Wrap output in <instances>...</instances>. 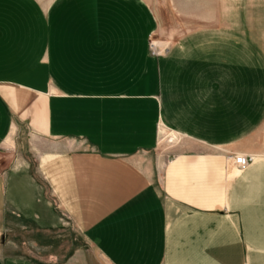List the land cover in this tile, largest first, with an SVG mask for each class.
Wrapping results in <instances>:
<instances>
[{
    "label": "crops",
    "instance_id": "1",
    "mask_svg": "<svg viewBox=\"0 0 264 264\" xmlns=\"http://www.w3.org/2000/svg\"><path fill=\"white\" fill-rule=\"evenodd\" d=\"M164 1L0 0V157L35 158L0 160V264L68 227L95 264H264V50L238 2Z\"/></svg>",
    "mask_w": 264,
    "mask_h": 264
},
{
    "label": "rangeland",
    "instance_id": "2",
    "mask_svg": "<svg viewBox=\"0 0 264 264\" xmlns=\"http://www.w3.org/2000/svg\"><path fill=\"white\" fill-rule=\"evenodd\" d=\"M153 1L155 3L157 0H153ZM158 1L163 2L164 5L162 9H164L165 14H168L166 13L167 5L165 1L164 0H158ZM224 1H227L228 5L230 4V2L240 3L243 8L242 11H243L244 20L246 22L248 21L253 24L254 27L253 34H250L247 31L244 32V37H250L249 35H251L253 38V41H246L245 47H250L247 44L254 42V47H258L255 45V43H259V48L264 50V0H224ZM251 18L253 19L252 21H250ZM244 28H247V26L245 25ZM153 40L155 39L153 38ZM262 63H264V57L260 58V64ZM159 138L160 141H163L165 144L169 146L171 145L172 136H168L162 133L160 134ZM17 141H18L17 145H15L12 152H10L7 155L4 154L3 157H0V160L4 162L26 161L30 164V171L35 176L33 172L35 169V158L32 157L29 152V148L27 145V138L21 137ZM46 196L48 197L47 194ZM62 236L66 238L65 233H63ZM43 237L44 238L41 239L42 241L39 242L40 243L39 245L49 246L50 247L49 249L40 250L41 253L37 254L36 250L22 247L19 253L29 258H33V259L35 258V260L41 264H60V260L63 261L62 255H64L66 252L70 254L72 251H75L76 245L78 247L84 245L82 251L84 253L86 264H95V260L91 248L87 244L81 243L80 238H77L75 233L71 232V229L69 227L67 231V239H66L67 241H65L64 243L63 242L61 243L60 240L61 234L58 229L51 231L50 234L49 233L45 234V236ZM66 243H67V249L66 248H64V250L60 249L61 244L64 246L66 245ZM20 245L24 246L25 244L21 242Z\"/></svg>",
    "mask_w": 264,
    "mask_h": 264
},
{
    "label": "built area",
    "instance_id": "3",
    "mask_svg": "<svg viewBox=\"0 0 264 264\" xmlns=\"http://www.w3.org/2000/svg\"><path fill=\"white\" fill-rule=\"evenodd\" d=\"M156 42L155 40L151 39L149 40V50L152 55H156ZM230 159L233 162V165L237 171L244 170L249 163L253 160L252 157L244 156V155H236L233 157H230Z\"/></svg>",
    "mask_w": 264,
    "mask_h": 264
}]
</instances>
